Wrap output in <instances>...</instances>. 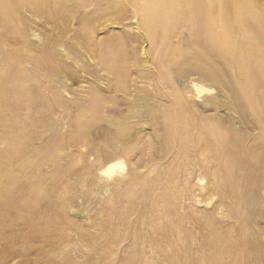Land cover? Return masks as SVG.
Returning a JSON list of instances; mask_svg holds the SVG:
<instances>
[{
  "label": "rangeland",
  "instance_id": "1",
  "mask_svg": "<svg viewBox=\"0 0 264 264\" xmlns=\"http://www.w3.org/2000/svg\"><path fill=\"white\" fill-rule=\"evenodd\" d=\"M26 1L39 9L27 14L26 5L13 0L17 4H6L0 17V52L11 57L8 76H2L15 75L12 85L0 77V264H260L264 217L255 221L243 200L213 214L217 199L199 189L207 179L201 185L171 183L174 190L196 193V201L183 207L165 212L155 198L154 192L164 194L183 158L179 138L163 142L165 132L179 124L182 108L156 82L162 40L153 44L140 25L126 20L132 16L131 2ZM240 1L214 12L219 32L204 40H226V30L239 25L233 14ZM109 30L122 36L113 71L87 56ZM183 39L172 47L191 57L190 39ZM16 61L22 63L21 74ZM191 80L209 91L192 92ZM180 85L197 104L216 92L195 74ZM166 116L174 117L165 122ZM117 160L124 163L122 171L99 175ZM151 170L145 182L133 180L134 174ZM241 173L243 188L236 199L244 197L254 175L247 167ZM117 179L130 183L118 185Z\"/></svg>",
  "mask_w": 264,
  "mask_h": 264
},
{
  "label": "bare ground",
  "instance_id": "2",
  "mask_svg": "<svg viewBox=\"0 0 264 264\" xmlns=\"http://www.w3.org/2000/svg\"><path fill=\"white\" fill-rule=\"evenodd\" d=\"M14 1H20L26 5V8L22 7L27 10H23L26 13L30 11V8H38L37 4L32 3L33 1ZM129 1L132 16L126 20L135 21L138 26L140 25L142 28L140 31L145 36L143 37L152 40L153 44L159 39L165 45L164 53L156 59L159 69L156 82L167 87L175 105L182 108L177 114L180 119L179 124L165 132L163 142L167 145L171 140L179 138L181 140L179 149L183 158L176 165L175 175L167 181L168 186L164 194L154 192L156 200L162 204L165 212L172 206L183 207L196 201V193L185 189L174 190L171 183L175 180L186 183L196 180L198 185H201L204 179H207L209 181L207 186L201 185L199 189L205 188L209 199H217L213 214L219 210V207H229L233 200L236 203L243 200L247 212L255 215V221L259 218L257 215L264 217V210L261 208V203H264V2L241 0L236 14H233L236 21H239V25L231 31L226 30V40L223 42L218 38L215 42H211L204 40V37L210 33L217 37L216 33L220 28L214 12L231 0ZM12 2L13 0H0V17L4 14L5 5ZM16 2L12 4L15 5ZM245 6L247 8L243 10L242 7ZM31 34L35 36L36 32L34 34L33 31ZM186 37L190 39L191 57L180 56V53L172 47L175 42H178L177 40ZM121 38L122 36L112 34L109 30L105 37L98 38L95 46L90 47L87 56L95 59L100 66L104 65L107 70L113 71L117 64L114 63V57L117 53L121 54L116 45ZM5 53H7L5 50L0 52L1 79L8 76L6 74L10 68L7 63L11 57ZM14 67L17 73L23 72L20 61H16ZM119 69L121 73L124 72L122 68ZM12 70L15 73L14 68ZM4 74L5 76H2ZM193 74L208 80L215 88V94L206 98L203 104L190 101L187 95H183L184 87L180 85V82L187 75ZM14 78L15 75L6 77L5 82L12 85L15 82ZM189 83L192 92L198 95L203 91H209V88L202 83L192 80ZM189 105L195 107L196 111L189 109ZM2 109L6 112L5 108ZM232 114H235V117ZM173 117H162V120L168 122ZM119 163L124 166L121 160H117L103 166L99 175H106L110 168L112 173L106 175L108 177L112 176L116 170L122 171L124 167L123 169L112 167ZM245 167L254 172L249 180L251 186L244 197L236 199L237 192L243 188L241 187L243 179L241 170ZM128 172L130 173V170ZM136 174L133 175V180L142 183L150 178L152 170L148 175ZM130 176L132 177V174ZM115 183L129 185L130 182L117 179ZM149 186L152 190L155 189L153 182L149 183ZM130 198L128 200L133 207L134 199ZM222 214L227 215L228 211ZM178 220L183 222L182 217ZM252 234L255 236L256 232L253 231ZM260 234L261 232H258V235ZM218 239L221 240V237L218 236ZM219 244L223 248L226 246V241L222 239ZM262 251L264 253V249ZM262 258L260 264H264V258Z\"/></svg>",
  "mask_w": 264,
  "mask_h": 264
},
{
  "label": "clouds",
  "instance_id": "3",
  "mask_svg": "<svg viewBox=\"0 0 264 264\" xmlns=\"http://www.w3.org/2000/svg\"><path fill=\"white\" fill-rule=\"evenodd\" d=\"M113 168H120V169H123V164L122 163H119V164H116V165H113L112 166ZM111 173H112V168H110L109 170H108V172L106 173V175H111Z\"/></svg>",
  "mask_w": 264,
  "mask_h": 264
}]
</instances>
